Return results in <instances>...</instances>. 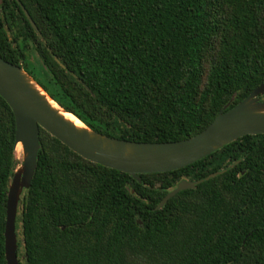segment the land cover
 Here are the masks:
<instances>
[{
  "label": "trees",
  "instance_id": "1",
  "mask_svg": "<svg viewBox=\"0 0 264 264\" xmlns=\"http://www.w3.org/2000/svg\"><path fill=\"white\" fill-rule=\"evenodd\" d=\"M0 56L98 132L179 141L264 82V0H0ZM40 144L17 216L21 264H264V133L140 180L43 128ZM17 166L0 95V264ZM220 170L157 208L182 179Z\"/></svg>",
  "mask_w": 264,
  "mask_h": 264
},
{
  "label": "water",
  "instance_id": "2",
  "mask_svg": "<svg viewBox=\"0 0 264 264\" xmlns=\"http://www.w3.org/2000/svg\"><path fill=\"white\" fill-rule=\"evenodd\" d=\"M20 1V0H18ZM33 28L41 32L21 3ZM0 95L12 107L16 119V148L22 143V163L12 178L7 206L6 257L8 264H21L18 256L17 216L25 189L30 188L38 164L41 128L50 132L83 157L119 169L139 179L141 173L165 172L188 166L247 134L264 133V82L247 97L193 137L172 142L125 140L98 132L75 113L66 110L20 65L0 56ZM56 106L54 105V103ZM72 113L82 125L66 118ZM19 159V156L17 155ZM225 170L197 180L182 179L157 208L163 207L179 191L195 188L200 182Z\"/></svg>",
  "mask_w": 264,
  "mask_h": 264
},
{
  "label": "rangeland",
  "instance_id": "3",
  "mask_svg": "<svg viewBox=\"0 0 264 264\" xmlns=\"http://www.w3.org/2000/svg\"><path fill=\"white\" fill-rule=\"evenodd\" d=\"M28 58H29V63H30V66L35 69L36 71H38L42 64H41V60L37 54V52L33 49L29 50V54H28ZM22 163V155L19 156V159H18V165Z\"/></svg>",
  "mask_w": 264,
  "mask_h": 264
},
{
  "label": "bare ground",
  "instance_id": "4",
  "mask_svg": "<svg viewBox=\"0 0 264 264\" xmlns=\"http://www.w3.org/2000/svg\"><path fill=\"white\" fill-rule=\"evenodd\" d=\"M54 103V102H53ZM54 105L56 106V104L54 103ZM64 113V115L66 116V118L74 121L76 124L78 125H82V122L75 116L73 115L72 113H66L64 111H62ZM16 153L18 156H21L22 153H23V146H22V143H19L17 145V148H16Z\"/></svg>",
  "mask_w": 264,
  "mask_h": 264
}]
</instances>
